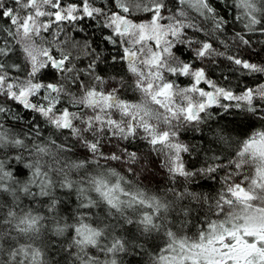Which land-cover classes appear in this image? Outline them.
Listing matches in <instances>:
<instances>
[{"label":"snow or ice","instance_id":"6c2138e0","mask_svg":"<svg viewBox=\"0 0 264 264\" xmlns=\"http://www.w3.org/2000/svg\"><path fill=\"white\" fill-rule=\"evenodd\" d=\"M89 22L115 55L69 35ZM261 45L264 0H0V264H264ZM217 59L255 86L212 79ZM213 108L244 138L221 128L193 163L180 130ZM137 139L182 190L153 193L101 164L135 162L103 149ZM198 176L217 179L215 195L185 186Z\"/></svg>","mask_w":264,"mask_h":264},{"label":"trees","instance_id":"16d2710c","mask_svg":"<svg viewBox=\"0 0 264 264\" xmlns=\"http://www.w3.org/2000/svg\"><path fill=\"white\" fill-rule=\"evenodd\" d=\"M7 2L9 3V6H11V0H7ZM228 16H232L231 10L228 12ZM240 27H242V25L237 22L236 28ZM69 35L79 43H83L85 39H87L89 42L99 43L101 51L105 56L116 54V50L111 44H108L107 48L105 47L104 36L106 33H101L98 30V27L91 26V22H89V27H87L83 33H79L78 35L76 33H69ZM108 49H111V52H109ZM253 51L258 53V55L253 56V62L260 63L264 61V45L255 47ZM73 54L75 55L76 53L74 52ZM88 59L89 57L81 56L83 65L88 63ZM81 61H78V65L81 63ZM111 63L112 62L109 60L108 65H101V67L106 68L110 75H114L112 68L109 67ZM227 64L228 62L226 60L217 59L215 63L210 65L209 69L211 78L216 80L221 85L229 84V80L223 79V77L228 76L232 86H235L236 84H240L241 87H244L245 85L255 86V81L252 77L245 79V77L239 72H237L235 75H232L229 68L226 66ZM120 67L123 71V66ZM187 81V78H181L179 82L184 83ZM259 82L264 83V79H261ZM210 111L212 112V116L207 118L203 124H200L199 126L188 125L186 128H182L180 130L181 140L184 143L189 144L190 147L194 149V151L191 153L193 163L199 164L202 157L211 154L205 152V149L213 147L208 143V141L214 140L216 133L219 132L221 128L234 129L231 135L237 140L244 138L243 136L238 135V133L245 130L244 126H237L234 123H230L231 121H236L240 118L231 114H227L216 108L210 109ZM24 115L29 114L24 113ZM221 117H223V119ZM260 126L261 125L257 124V128ZM124 148H127L128 152H136L137 159L135 162H131L125 157V159L119 162H105L102 160L101 164H105L106 167L114 168L127 179L137 183L139 186L153 193L158 192L159 194H164L167 189L173 187L177 190H182L180 187L181 183H184L182 179L176 181L175 183L170 180L167 169L164 167V155L153 151L143 140L137 139L132 142L113 140L105 144L103 151L106 155L112 153L120 154L123 152ZM185 159H188L187 155H185ZM217 175L220 174L218 173ZM185 186H187L190 190L195 187L197 191L208 196L215 195L213 189H218L220 187L217 179L206 176H198L194 178L192 184H186ZM62 199H64L69 204V207L75 211V204L68 200L67 197H62ZM37 207H40V205L38 204ZM63 239H68V237L66 236ZM57 258H59V256ZM101 258H103L102 255ZM141 259L142 258L140 256L134 257L132 255H128L124 257V264H137V261ZM67 264H71V257H69Z\"/></svg>","mask_w":264,"mask_h":264},{"label":"rangeland","instance_id":"374dc122","mask_svg":"<svg viewBox=\"0 0 264 264\" xmlns=\"http://www.w3.org/2000/svg\"><path fill=\"white\" fill-rule=\"evenodd\" d=\"M178 82H179V81H178ZM187 82H188V81H187ZM187 82H184V83H180V82H179V83L181 84V87H185V86H188V85H187ZM201 87H205V86H204V85H201Z\"/></svg>","mask_w":264,"mask_h":264}]
</instances>
